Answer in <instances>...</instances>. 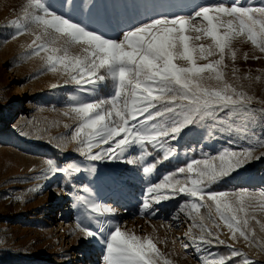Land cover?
Instances as JSON below:
<instances>
[{
    "label": "snow or ice",
    "instance_id": "snow-or-ice-1",
    "mask_svg": "<svg viewBox=\"0 0 264 264\" xmlns=\"http://www.w3.org/2000/svg\"><path fill=\"white\" fill-rule=\"evenodd\" d=\"M50 9L47 0H27L21 16L10 21L9 26L15 30L12 38L31 32L35 37L29 45L33 54L43 53L41 59L50 71L64 73L77 85H88L84 91H95L92 86L103 87L107 83L114 86L110 95L90 102L71 97L75 102L71 112L79 124L70 139L76 141V151L88 160L120 159L137 145L143 151L139 160H127L129 164L142 162L145 156L152 155L147 145L165 150L168 158L175 151L170 146L166 148L169 140L179 139L185 129L206 119L212 121L213 129L235 134L248 143L241 151L225 148L215 156L192 159L185 167L165 175L159 183L149 184L140 211L142 215L154 216V203L183 194L189 200L180 205V211L187 208L192 227L200 229L199 235H192L191 239L198 249L208 254L210 264H229L237 257L242 258V264H254L234 243L220 238V229L221 224L227 228L231 241L243 238L261 246L249 223L255 219L249 216L255 192L213 191L211 186L251 160L264 156V152L259 156L254 154L256 147L264 146V106L254 107L255 97L233 87L225 79L224 71L226 57L236 59L233 42L238 38L245 37L264 53V0L260 6H244L241 0H232L229 6L227 0H217L190 15H146L144 21L123 31L116 39L108 38L99 30H89ZM192 32L197 35H190ZM202 37L210 38L211 43H193ZM75 45L80 49L73 54L71 49ZM244 58L248 59L247 54ZM199 60L207 62L198 63ZM237 71L233 67V75ZM259 103L264 105V101ZM45 163L52 174L82 171L74 163L66 167L51 159ZM159 163H148L143 172L153 173ZM89 170L95 171V168ZM178 175L184 178H176ZM83 191L91 192L87 185ZM259 195V208L264 210V190ZM77 199L85 207L86 219H96L97 223L108 226L105 234V228L93 230L83 220L76 225L85 238L104 236L105 264H172L152 236H138L122 230L119 224L113 225L111 220L97 219L114 214L115 208L96 203L88 196ZM201 209L206 212L202 213ZM190 233L191 228L186 235ZM213 245H225L230 252L213 253L210 251Z\"/></svg>",
    "mask_w": 264,
    "mask_h": 264
},
{
    "label": "rangeland",
    "instance_id": "rangeland-1",
    "mask_svg": "<svg viewBox=\"0 0 264 264\" xmlns=\"http://www.w3.org/2000/svg\"><path fill=\"white\" fill-rule=\"evenodd\" d=\"M26 2L0 0V264H84L88 260L81 254L87 247L94 249L91 253L94 264H101L106 252L104 236L85 238L76 225L83 220L93 230L105 228V234L108 226L106 223H97L96 219H86L85 207L78 201V196H88L96 203L115 208L117 211L114 214L97 219L111 220L113 225L119 224L122 230L138 236H152L157 247L172 264H210L208 254L198 249L191 239L192 235H199L200 229L192 227L193 221L187 208L184 212L180 211V205L189 198L181 194L174 199L154 203L156 215H142L140 208L144 193L149 184L159 183L165 175L185 167L192 159L209 158L225 148L241 151L248 147V143L235 134L213 129L212 121L206 119L185 129L179 139L169 140L166 148L170 146L175 151L168 158H165V150L147 145V151L152 155L145 156L142 162L129 164L127 160H139L143 151L137 145L126 151L120 159L88 160L76 151L78 145L70 139L79 124L71 112L75 105L71 97L90 102L110 95L114 86L107 83L103 87L92 86L96 88L95 91H84L89 88L88 85H77L64 73L50 71L41 59L44 54H33L29 45L35 37L31 32L13 39L15 30L9 26L10 21L21 16V9ZM47 2L51 5L50 10L58 15L116 39L123 31L144 21L146 15H190L199 7L211 6L217 0ZM231 2L227 0L229 6ZM241 2L244 6L261 5V0ZM145 6L148 7L147 12ZM190 35L195 36L197 33L192 32ZM193 43L210 44L211 40L202 37ZM233 47L237 50V56L235 61L226 57L225 79L238 90L254 96L253 106L258 109L264 106L259 103L264 101V53L245 37L235 40ZM79 49L80 46L75 45L71 51L76 54ZM245 54L248 59L244 58ZM233 67L238 69L235 75ZM66 80L69 82L65 83ZM209 83L215 84L216 81ZM66 112L68 115H65ZM48 147H53L55 151H50ZM262 152L264 146L254 149L257 156ZM49 159L60 167L74 163L82 171L52 174L47 171L45 163ZM156 161H160L157 168L146 175L143 167ZM93 167L95 171H90ZM176 178L183 179L184 176L178 175ZM85 185L91 190L90 193L83 191ZM239 189H248L256 194V199L252 201L253 207L249 209V216L255 219H250L249 223L261 246L243 238L235 242L228 241L226 234L230 236V233L222 224L220 238L229 244L234 243L254 264H264V228L261 227L264 224V210L259 208V194L264 190V156L251 160L243 168L211 186L213 191ZM190 228L191 233L186 235ZM210 251L219 255L230 252L225 245H213ZM229 264H242V258H234Z\"/></svg>",
    "mask_w": 264,
    "mask_h": 264
},
{
    "label": "bare ground",
    "instance_id": "bare-ground-1",
    "mask_svg": "<svg viewBox=\"0 0 264 264\" xmlns=\"http://www.w3.org/2000/svg\"><path fill=\"white\" fill-rule=\"evenodd\" d=\"M19 105L22 106V104H19ZM226 238L228 241H230L229 235L226 234ZM84 251L85 252L81 254V256L85 260H88L84 264H94L93 259H92V254H91L92 252H94V249L92 247H87ZM101 264H105V262L103 261Z\"/></svg>",
    "mask_w": 264,
    "mask_h": 264
},
{
    "label": "trees",
    "instance_id": "trees-1",
    "mask_svg": "<svg viewBox=\"0 0 264 264\" xmlns=\"http://www.w3.org/2000/svg\"><path fill=\"white\" fill-rule=\"evenodd\" d=\"M48 149H50V151H55V150L53 149V147H48ZM164 161H165V159H164ZM201 211H202V213H203V212H206V209H201Z\"/></svg>",
    "mask_w": 264,
    "mask_h": 264
}]
</instances>
